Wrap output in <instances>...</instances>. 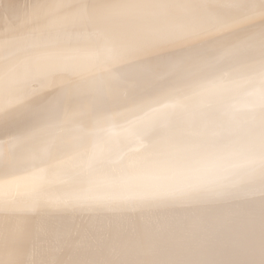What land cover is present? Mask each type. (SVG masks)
Instances as JSON below:
<instances>
[{"label": "snow or ice", "instance_id": "6c2138e0", "mask_svg": "<svg viewBox=\"0 0 264 264\" xmlns=\"http://www.w3.org/2000/svg\"><path fill=\"white\" fill-rule=\"evenodd\" d=\"M22 17L0 32L4 264H264V0H43ZM17 214L84 223L21 250Z\"/></svg>", "mask_w": 264, "mask_h": 264}, {"label": "bare ground", "instance_id": "6f19581e", "mask_svg": "<svg viewBox=\"0 0 264 264\" xmlns=\"http://www.w3.org/2000/svg\"><path fill=\"white\" fill-rule=\"evenodd\" d=\"M43 2V0H0V32L6 31L9 28L15 27L22 22V13L26 7L32 3ZM60 2V0H56ZM63 2H72V0H63ZM39 82L29 86L31 88H40ZM55 95L54 90L49 88L45 92L38 93L32 96L30 101L31 111L22 112L16 116V119L12 125L13 129H21L33 122L39 115V113L51 103L53 96ZM3 131L0 126V132ZM10 219V240H15L17 247L21 250L28 249L31 247L32 240L27 234L44 233L50 225L60 226L61 224L71 225L80 227L84 223L80 218H75L72 221H47L39 216L33 214H17ZM4 223L5 216L0 212V264L8 259V254L12 251L11 248L8 250L4 247ZM133 226H137L138 222L132 221ZM53 253H59L62 259L70 258V252L67 249H58L53 246L51 249Z\"/></svg>", "mask_w": 264, "mask_h": 264}]
</instances>
